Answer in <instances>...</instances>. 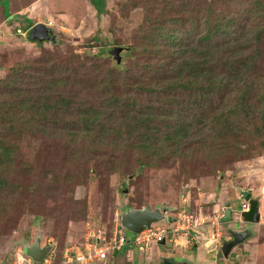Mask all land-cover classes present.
Masks as SVG:
<instances>
[{
    "label": "rangeland",
    "instance_id": "1",
    "mask_svg": "<svg viewBox=\"0 0 264 264\" xmlns=\"http://www.w3.org/2000/svg\"><path fill=\"white\" fill-rule=\"evenodd\" d=\"M170 3L179 13L176 16L186 21L183 29L189 32L195 27L202 30L208 22L204 19L206 10L213 9H240L245 17L255 16L244 25L248 26L238 28L241 33L251 34L264 27V0H99L101 10H96L92 0H0V78L13 75L9 66L47 57L54 67L65 72L66 80L73 81L51 90L36 88L37 94L51 99L57 95L71 96L74 105L82 107L101 103L109 94L95 78H107L115 73H110L108 68L119 66L124 74L121 80L128 83L133 79V70H141L143 64L151 62L149 55L140 52L138 47L142 42L141 31H148L153 22L171 17L166 10ZM177 6H182L187 14L175 9ZM48 21L52 22L53 40H31L30 28ZM17 29L26 34H18ZM112 38L118 42L116 45L111 43ZM114 46L122 48L118 53L119 63L111 55ZM130 47L134 49L130 51ZM257 47L264 49V35L248 52L252 53ZM96 62L101 64L100 69L92 68ZM256 64L264 76V52L256 59ZM59 71L50 72V76L60 77ZM27 87L32 88V84ZM113 91L123 97L129 95L124 88L115 86ZM134 95L140 101L145 97L141 93ZM151 103L150 100L147 104ZM75 112L71 120L77 128L79 121H75ZM75 127L45 125L37 136L30 139L28 133H23L26 139L16 142L11 185L5 190L7 196L2 194L0 198L5 204L4 210H0V264H29L23 245L32 244L37 236L42 246H51L40 264H79L67 262L65 255L85 249L87 244L96 241V236L109 240L115 225H120L123 208H141L147 204L171 208L167 212L172 217L171 224L166 221L153 226L174 227L181 213L180 221L184 220V225L191 223L190 236L193 238L196 234L195 241L191 238V246L175 247L166 241V247L176 253H196L202 259L209 258L210 254L209 262L216 264L213 263L215 250L202 251L201 246L196 248L193 244L208 236L203 231L206 224L199 227L198 223L211 225L213 218L222 213L224 203L231 202L233 221L220 222L219 242L224 240L221 236L228 237L231 229L241 226L238 187L250 189L253 199H258L259 220L253 223L250 237L235 246L227 259L237 260L239 264H264V147L261 144L264 136L249 140L251 158L216 153L206 156L200 149L194 157H184L181 151L174 153L173 147L163 145L162 151L158 140L149 142V151L155 152L150 154L148 149L143 152L131 146H139V141L95 144L81 136L80 131L77 137L71 138L68 132ZM139 160L149 162L148 166L139 167ZM193 229L198 232H192ZM183 232L178 230L174 239ZM133 235L132 231H126L128 239ZM178 243L177 240L176 245ZM157 246L162 248L157 240L150 241L140 248L129 247L130 251L120 254L110 252V257L93 259L86 264H156ZM233 261L230 264H234ZM223 262L218 260L219 264Z\"/></svg>",
    "mask_w": 264,
    "mask_h": 264
},
{
    "label": "trees",
    "instance_id": "2",
    "mask_svg": "<svg viewBox=\"0 0 264 264\" xmlns=\"http://www.w3.org/2000/svg\"><path fill=\"white\" fill-rule=\"evenodd\" d=\"M98 3L99 0H92L96 10H101ZM175 9L187 14L182 6ZM166 10L171 17L153 22L148 31H141L142 42L138 47L140 52L149 55L151 62L143 64L141 70H133V79L128 83L122 81L124 74L119 66L108 68L110 73L115 72L113 75L95 78L109 94L96 105L82 107L74 105L71 96L57 95L51 99L37 94L36 88L51 90L73 81L66 80L65 72L54 67L50 58L41 57L37 61L9 66L13 75L0 78V198L11 185L12 157L17 152L15 145L26 139L22 134L28 133L27 137L31 139L42 133L45 125L75 127L71 120L75 110L79 127L68 132L71 138L77 137V131H80L81 136L95 144L139 141V146H131L143 152L148 149L150 154L155 152L149 151V142L158 140L162 151L163 145L173 147L174 153L181 151L184 157H194L198 149L206 156L216 153L252 157L249 140L264 136V86H261L264 76L256 64L264 49L257 47L252 53L248 49L260 42L264 27L251 34L241 33L238 28L255 16L252 19L245 17L240 9H213L206 10L204 19L208 22L202 30L195 27L189 32L183 29L186 21L176 16L179 13L171 3ZM50 26L52 24L48 27L53 31ZM111 43L116 45L118 42L112 38ZM133 49L130 47V51ZM92 68L100 69L101 64L93 63ZM53 71L61 72V76H50ZM118 72L119 76H115ZM29 83L32 88L27 87ZM115 86L124 88L129 95H118L113 91ZM134 93L145 97L140 101ZM150 100L153 103L147 104ZM147 141L149 144L145 143ZM261 144L264 147V140ZM139 164V167H145L149 162L139 160ZM258 203L257 198L249 199V209L241 213L242 219L250 220ZM4 205L0 199V210H4ZM129 247L125 245L117 253H123Z\"/></svg>",
    "mask_w": 264,
    "mask_h": 264
},
{
    "label": "water",
    "instance_id": "3",
    "mask_svg": "<svg viewBox=\"0 0 264 264\" xmlns=\"http://www.w3.org/2000/svg\"><path fill=\"white\" fill-rule=\"evenodd\" d=\"M54 36L50 34V29L44 23L35 24L30 33V39H37L38 41L45 40H53ZM122 50L121 47L114 46L111 50V55L116 60V62H120L119 52ZM237 199L248 202L251 197L250 189L248 188H240L237 189ZM171 208L168 206H162L161 204H157L154 207L147 204L141 208H135L132 206H126L121 211L120 216V225L124 230L132 231L133 233H139L144 229H148L154 223H162V222H170L172 218L167 217V212L170 211ZM232 210L230 207V202L224 203V211L223 215L220 217V222H232ZM251 223L258 222L259 220V212L258 207L253 211L252 217L250 219ZM244 231H237L231 229L229 235L233 237L232 240L224 241L220 244V252L224 257H228L231 249L242 242L245 239ZM97 241V240H96ZM164 243V240L161 241ZM215 240L211 238L207 242V248L212 249L215 247ZM50 245L41 246L39 236L36 237L35 241L32 244H24L23 245V253L30 258L32 261L37 263H42L50 251Z\"/></svg>",
    "mask_w": 264,
    "mask_h": 264
},
{
    "label": "built area",
    "instance_id": "4",
    "mask_svg": "<svg viewBox=\"0 0 264 264\" xmlns=\"http://www.w3.org/2000/svg\"><path fill=\"white\" fill-rule=\"evenodd\" d=\"M48 24L50 25L51 22L48 21ZM17 31L20 33L19 30ZM247 207V203L241 201V210H245ZM180 214L181 213L177 215L176 226L174 225V227L164 228L160 225H158V227L152 225L150 228L144 229L141 232L134 234L130 239L127 238L126 232L117 223L109 240H105L104 238L103 240H100V237L96 236L95 240L97 241H95L93 244H87L85 249H80V252L75 251L65 255L67 256V262L86 264L91 262L93 259L102 260L107 258L110 252L113 253L118 251L128 243H132L135 246H145L150 241L159 240L160 238L168 237L171 239V236H174L178 230H184L183 234L180 236L185 241L190 242L192 236H190L188 228L190 227L191 223L188 222L186 225H184V220L180 221ZM220 217L221 214L215 216L211 221V226H213V228H216L217 224L220 223ZM214 233L216 237L219 236L218 231ZM195 236L196 234H194L192 239H194Z\"/></svg>",
    "mask_w": 264,
    "mask_h": 264
},
{
    "label": "flooded vegetation",
    "instance_id": "5",
    "mask_svg": "<svg viewBox=\"0 0 264 264\" xmlns=\"http://www.w3.org/2000/svg\"><path fill=\"white\" fill-rule=\"evenodd\" d=\"M32 29V28H31ZM31 29L29 30V35H30V33H31ZM50 32H52V31H50ZM230 207H231V210H232V213H233V209H232V206H231V202H230ZM136 208V207H135ZM248 209H249V205H248ZM224 210V209H223ZM223 212V211H222ZM167 217H168V219L169 218H172L171 217V215L169 214V213H167ZM251 220H244L243 219V224L241 225V226H239L237 229H235V230H237V231H244V236H245V239L242 241V242H240L239 244H242L243 242H245V240H247V238H249L250 237V235L252 234V232H253V228H252V225H253V222L251 223L250 222ZM171 222L172 221H170V222H168L167 224H171ZM232 236H231V234L227 237V239H225V241H229V240H232ZM162 240H164V243H162L161 241ZM155 241V240H154ZM158 241V244L160 245V246H162V248H158V246L155 248V257H156V264H211L210 262H209V258H211L212 257V255H209V258H207V259H202L201 257H199V255H197L196 253H194L193 255H187V254H181V253H176L174 250V252H172L168 247H166L165 246V243H166V241H168L169 243H171V244H174V246L175 247H179L178 245H176V242H177V240H175V239H165V238H160L159 240H157ZM194 241H195V237H194ZM223 242H224V240H223ZM40 244H41V242H40ZM194 244V246L195 245H201L202 246V248L204 247V248H206V246H207V242H206V240L205 241H202L201 243H197V242H194L193 243ZM192 244V245H193ZM215 247L214 248H212V249H210L211 251L212 250H215L216 252H215V256H213L214 257V261H213V263L215 262L216 264H219L218 263V260H223L224 262L222 263V264H230L231 263V261H233V260H231V259H227L228 257H224L222 254H221V252H220V244H218V243H216L215 242ZM239 244H237V245H239ZM206 245V246H205ZM236 245V246H237ZM41 246H42V244H41ZM165 246V247H164ZM181 246H185V243L183 242V243H181ZM235 247V246H234ZM232 250V249H231ZM230 253H231V251H230ZM230 253H229V255L228 256H230ZM217 255H219V257H218V259H216V256ZM203 261V262H202ZM206 261H208V262H206ZM234 262V264H236L238 261L237 260H234L233 261ZM30 263H34V264H37L36 262H34V261H32L31 259H29V264ZM2 264H9V263H6V262H3Z\"/></svg>",
    "mask_w": 264,
    "mask_h": 264
},
{
    "label": "crops",
    "instance_id": "6",
    "mask_svg": "<svg viewBox=\"0 0 264 264\" xmlns=\"http://www.w3.org/2000/svg\"><path fill=\"white\" fill-rule=\"evenodd\" d=\"M250 192H251V190H250ZM251 198H253V197H252V194H251ZM243 211H247V210L245 209V210H242V212H243ZM201 224H202V225H201ZM204 224H206V225H204ZM203 225H204V227H205L204 230H203V231H204V234H205V235H208L206 238H204L203 241L206 240V242H208L211 238H214V240H215V238H216L215 242L219 244V241H220L219 236L216 237L214 232H217V231H218V234H219V235H222V233H221L222 231H221V229H220V223L217 224L216 228H215V227L213 228V226L209 225L208 223H203L202 221L198 223V226H199V227H202ZM191 231H192V232H198V231H196V230H194V229L191 230ZM200 234H201V232H200ZM221 237L224 238V239H227V237H225L224 235L221 236ZM221 237H220V238H221ZM176 238H177V240H178V242H179V243H178V246H181V243H183V242L185 243V245H188V244H189V245L191 246L190 242L185 241L183 238H181L180 235L177 236ZM176 238H175V239H176ZM192 243H193V242H192ZM200 243H201V242H200ZM243 243H244V242H243ZM126 245H130V247H133L134 249H136V247H137V246H135V245L132 244V243H128V244H126ZM189 245H188V246H189ZM240 245H241V244H239V246H240ZM198 246H201V245L198 244V245H196L195 247L197 248ZM205 246H206V245H205ZM201 247H202V246H201ZM237 247H238V245H237ZM233 248H234V247H233ZM233 248H232V250H233ZM134 249H133V250H134ZM204 250H205L206 252H208V251L211 252V250L208 249L207 246H206V249H205L204 247L202 248V251H204ZM232 250H231V252H232ZM128 251H130V249H129ZM204 254H205V253H204ZM209 255H210V254H209ZM130 256H131V255H130ZM202 262H203V261H202ZM236 264H239V263L237 262Z\"/></svg>",
    "mask_w": 264,
    "mask_h": 264
},
{
    "label": "clouds",
    "instance_id": "7",
    "mask_svg": "<svg viewBox=\"0 0 264 264\" xmlns=\"http://www.w3.org/2000/svg\"><path fill=\"white\" fill-rule=\"evenodd\" d=\"M50 22H51V21H50ZM39 23H41V22H39ZM44 24H45L46 26H49L48 22H46V23H44ZM51 24H52V22H51ZM51 24H50V25H51ZM33 26H34V25H33ZM30 29H31V28H30ZM17 30H19V29H17ZM19 31H20V30H19ZM17 33H18V34H22V33H23V34H26V31H25V32H21V31H20V33L17 31ZM28 33H29V32H28ZM250 199H251V197H250ZM241 201H242V200H240V202H241ZM244 202H245V201H244ZM246 203H247V206H248V205H249L248 202H246ZM240 205H241V204H240ZM246 210H248V207H247ZM223 211H224V210H223ZM240 212H242L241 207H240ZM258 212H259V211H258ZM222 215H223V212L221 213V216H222ZM232 218H233V217H232ZM219 220H220V219H219ZM152 225H153V224H152ZM152 225H151V226H152ZM123 229H124V228H123ZM124 231H125V230H124ZM126 231H127V230H126ZM126 231H125V232H126ZM134 234H137V233H134ZM164 238L166 239V237H164ZM172 239H174V236H173ZM215 240H216V238H215ZM153 241H154V240H153ZM224 241H225V239H224ZM222 242H223V241H222ZM222 242H219V244H221ZM140 247H141V246H137L136 249H137V248H140ZM121 249H122V248H121ZM107 258H108V257H107ZM29 259H30V258H28V262H29ZM45 259H46V257H45ZM45 259H44V260H45ZM43 262H44V261H43ZM36 263H37V262H36ZM39 264H40V263H39Z\"/></svg>",
    "mask_w": 264,
    "mask_h": 264
}]
</instances>
